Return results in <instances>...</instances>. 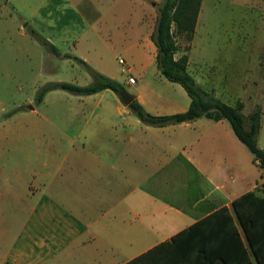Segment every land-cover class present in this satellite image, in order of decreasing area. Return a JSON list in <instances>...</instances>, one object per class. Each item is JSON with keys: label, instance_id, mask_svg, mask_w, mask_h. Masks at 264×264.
Wrapping results in <instances>:
<instances>
[{"label": "crops", "instance_id": "obj_1", "mask_svg": "<svg viewBox=\"0 0 264 264\" xmlns=\"http://www.w3.org/2000/svg\"><path fill=\"white\" fill-rule=\"evenodd\" d=\"M107 1L41 0L30 22L44 33L42 26L52 28L58 22L75 28L77 58L90 63L92 50L98 55L90 63L95 70L117 79L110 59L96 50L101 34L91 30L80 10V4L89 3L98 23L103 14L96 3ZM57 7L68 10L63 18L67 22L56 21ZM150 13L146 3L127 34L128 44L141 57V76L156 63L151 35L157 17L150 30ZM82 41L89 53L80 51ZM146 48L153 52L151 60L144 54ZM60 54L58 59H70ZM125 66L129 79L132 68ZM133 93L155 116L182 113L190 105L178 108L157 98L158 106L153 107L142 91ZM110 95L119 113H132L116 94ZM201 119L166 127L147 126L139 119L93 122L81 139L67 140V152H48L36 159L38 167L29 163V169L15 171L16 184L0 187V264H194L181 262L171 246L162 245L222 208L234 215L233 201L264 183V169L254 163L230 124L198 122ZM247 160L261 170L251 183L242 173ZM259 223L264 264V221ZM237 227L246 243L244 231ZM250 260L260 264L252 253Z\"/></svg>", "mask_w": 264, "mask_h": 264}, {"label": "rangeland", "instance_id": "obj_2", "mask_svg": "<svg viewBox=\"0 0 264 264\" xmlns=\"http://www.w3.org/2000/svg\"><path fill=\"white\" fill-rule=\"evenodd\" d=\"M40 2L0 0V187L16 184L14 172L29 169V163L38 167L36 159H44L48 152H67L70 148L67 140L81 139L86 128L92 129L93 122L138 120L129 111H117L110 97V94L116 95L110 90L88 97L56 89L47 92L42 102L37 100L39 91L47 84L66 82L87 86L93 81L84 65L74 59L78 36L75 28L64 27V22H58L52 28L42 26L44 33L31 24V15L37 12ZM146 3L152 12L148 18L151 30L163 0L97 2L103 14L98 23L89 3L80 4V10L91 30L96 29L101 34V41L95 40L96 50L110 59L111 73L118 80L112 79L121 83L131 95L134 91H142L153 107L158 106L157 98L178 108L186 107L190 98L185 90L166 80L155 62L145 75L137 72L141 57L128 44L127 34L139 15L137 11ZM34 9L36 11L32 12ZM53 11L56 21L63 20L64 13L68 12L63 7ZM32 31L53 44L60 53L70 55V59H58ZM176 41L179 46L176 58L188 55V72L199 85L230 106L243 103L246 128L249 116L256 110L261 111L258 143L264 149V0H203L193 39L176 37ZM105 44L109 45L107 49ZM85 45L82 41L79 49L89 53ZM144 54L149 60L153 58L150 48H146ZM90 55V63H95L98 55L92 50ZM119 59L132 68V77L137 81L135 86L126 85L130 73ZM198 122L214 121L202 118ZM96 131L109 135L104 130ZM258 172L261 170L247 160L242 171L247 182L251 183ZM262 188L259 186L257 190Z\"/></svg>", "mask_w": 264, "mask_h": 264}, {"label": "trees", "instance_id": "obj_3", "mask_svg": "<svg viewBox=\"0 0 264 264\" xmlns=\"http://www.w3.org/2000/svg\"><path fill=\"white\" fill-rule=\"evenodd\" d=\"M202 2L203 0H163L158 7L155 28L151 35L157 51V68L166 80L180 85L185 90L190 98L188 110L172 115L155 116L150 114L136 98L128 108L143 124L151 127L188 123L200 118L216 122L226 120L238 140L254 156V163L264 169V149L258 143L261 111L256 110L249 116V125L246 128L243 103L238 102L235 106H230L207 92L188 72V55L176 58L179 51L176 37H184L188 41L193 39ZM32 34L55 56L61 55L53 44L41 38L37 32L32 31ZM65 57L70 58V56ZM74 59L84 65L92 76V83L87 86L66 82L47 84L38 93L39 102L43 101L47 92L56 89L77 96H90L110 90L120 99V92L126 90L121 83L95 70L85 61L77 57ZM262 187L260 191H249L236 198L233 201L234 215L228 208H222L178 233L173 237L172 243H165L162 246H171L181 262L252 264L250 260L252 253L262 264V242L257 238L259 222L264 221V183ZM237 225L244 231L246 243L242 241Z\"/></svg>", "mask_w": 264, "mask_h": 264}, {"label": "water", "instance_id": "obj_4", "mask_svg": "<svg viewBox=\"0 0 264 264\" xmlns=\"http://www.w3.org/2000/svg\"><path fill=\"white\" fill-rule=\"evenodd\" d=\"M119 96L125 106H129L134 101V96L128 93L126 90L121 91Z\"/></svg>", "mask_w": 264, "mask_h": 264}, {"label": "built area", "instance_id": "obj_5", "mask_svg": "<svg viewBox=\"0 0 264 264\" xmlns=\"http://www.w3.org/2000/svg\"><path fill=\"white\" fill-rule=\"evenodd\" d=\"M120 63L123 64V65H126L125 61L122 60V59H120ZM128 82H129V84H135L136 80L133 77H130L128 79Z\"/></svg>", "mask_w": 264, "mask_h": 264}]
</instances>
